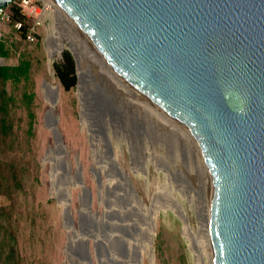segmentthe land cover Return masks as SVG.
<instances>
[{
    "label": "water",
    "instance_id": "95a60500",
    "mask_svg": "<svg viewBox=\"0 0 264 264\" xmlns=\"http://www.w3.org/2000/svg\"><path fill=\"white\" fill-rule=\"evenodd\" d=\"M54 1L115 72L195 136L213 264H264V0ZM101 89L88 96L106 108ZM81 247L88 260L87 240Z\"/></svg>",
    "mask_w": 264,
    "mask_h": 264
},
{
    "label": "rangeland",
    "instance_id": "374dc122",
    "mask_svg": "<svg viewBox=\"0 0 264 264\" xmlns=\"http://www.w3.org/2000/svg\"><path fill=\"white\" fill-rule=\"evenodd\" d=\"M15 2L20 6V0ZM47 3V0H32L34 12L20 7L28 27L37 23L32 31L33 40L21 39L17 27L9 19L0 20V39L5 46H11L9 58L0 57V65L16 63L19 53L30 56L36 80V102L39 105L36 140L41 174L33 204L35 211L22 222L20 245L26 258L25 264L104 262L99 260L100 256L102 253L108 255L109 251L97 240L106 237L111 227L109 225L119 224L117 220L107 218L115 217L107 213L117 212V205L109 204L107 197L113 193L117 200L123 199L121 193H114L115 187L122 185L120 180H115L114 184L108 181L113 173L107 161L113 162L115 171H123L129 187L147 213L151 209V228L146 233H142L139 224L130 228V237L140 245L139 264H206L205 251L195 255L192 237L185 230L179 208L166 198L155 199L161 193L174 198L182 206L191 229L198 232L197 214L202 208L199 206L200 195L193 188L196 184L194 177L199 171L194 145L187 146L178 133L157 121L139 105L132 104L129 97L121 98L112 93L109 86L103 88L98 83L93 86L94 90L102 88L103 95L110 97V103L106 108L87 105V116L81 113L79 97L82 89L79 79L75 87L68 91L58 87L55 105L50 107L44 98L42 85L45 82L58 85L53 77L52 63L61 59L64 51L70 53L67 49L68 37L59 29L54 9H50ZM4 12L10 14L8 7ZM50 35L65 43L60 52H54L53 45L48 41ZM92 66L88 58L80 66L77 64L80 77L84 74L88 94L93 91V87L87 86L90 69L94 68ZM103 75L106 76L105 73ZM48 109L52 111L60 135L62 156L59 157L53 152L55 143L51 129L44 123V114ZM104 119L109 122V130L102 126ZM104 131L116 133V138H111L110 151L104 145ZM126 135L130 136L129 140ZM131 144H138L142 148L141 160L133 162ZM104 149L113 160L103 154ZM63 161L65 167L62 166ZM83 190L85 195H89L88 204ZM191 192L195 195L192 200L189 198ZM5 202L0 197V204ZM65 206H69L71 224L67 218L63 219ZM84 209L87 215L83 214ZM130 217L137 218L138 222L142 219L136 212ZM74 235H81L85 237L83 240H87L88 260L80 257L83 240H70ZM202 241L205 242V236H202Z\"/></svg>",
    "mask_w": 264,
    "mask_h": 264
},
{
    "label": "bare ground",
    "instance_id": "6f19581e",
    "mask_svg": "<svg viewBox=\"0 0 264 264\" xmlns=\"http://www.w3.org/2000/svg\"><path fill=\"white\" fill-rule=\"evenodd\" d=\"M47 6L50 9H54L55 17L57 18V25L59 29H61L65 35L68 37L67 41V48L70 53L74 56L76 63L80 66L82 62H85V59H89L92 63V67L89 72L88 83L87 86L90 88L95 86V84L100 83L99 86L109 88L112 90V93L115 92L118 96L122 98V96H127L130 98L132 104L138 107V105L143 108L146 112L150 113L152 117H154L157 121H160L162 124L167 126L168 128L174 130L178 135H180L187 146L194 145L195 148V155L197 157L199 163V171L197 172L196 176V184L193 185V188L196 192L200 195V204L199 206L202 208L200 212L197 214L198 218V232H194L189 224V221L186 217V214L182 208V206L172 197H168L166 194L161 193L160 196L157 195V198H166L170 200L175 206L179 208L181 218L185 227V230L188 234L192 237V242L195 246V255L198 253H203L205 251L207 255V260L205 261L206 264H213V256H212V245L210 241V208L207 198V191L205 186L204 174L207 170L205 161L201 154L199 145L193 133L180 121L176 120L175 118L171 117L167 114L164 110L153 104L148 98L143 96L140 92H138L135 88H133L123 77H121L113 68L106 62V60L102 57V55L96 50L90 40L83 34V32L77 27V25L69 18V16L60 8V6L54 0H47ZM54 36V35H53ZM53 36H49L48 41L53 45L54 52H60L63 46L65 45L60 39H56ZM81 41V42H80ZM81 43V44H80ZM107 70V73L105 72ZM84 73V71H83ZM105 73L106 76L103 75ZM77 78L81 84V113L87 116L86 106L94 102L92 97L88 96L87 90L85 89V77L83 78L77 72ZM103 76L105 78H103ZM107 76L109 77L108 79ZM78 81V80H77ZM106 86V87H104ZM115 87V88H114ZM117 88H120L119 90ZM44 98L48 102L49 106H53L52 102L55 98V87L54 85L45 82L42 85ZM94 90V87H93ZM133 106V105H132ZM88 108V107H87ZM47 113V122L51 124L52 120V111L48 109ZM102 122V126L105 127V130L108 129V120L104 119ZM109 123V122H108ZM52 130L53 126H51ZM50 128V129H51ZM109 130V129H108ZM52 132V131H51ZM104 133V142L105 147L108 148L110 151V144L111 138H116L115 131ZM106 133V134H105ZM129 140V135H126ZM131 141V140H130ZM129 141V142H130ZM133 141V140H132ZM55 143V141H54ZM59 144L55 143V147L53 152L56 157L59 155L62 156V153L59 149ZM130 150L134 156L133 162L136 160H141L142 156L141 151L142 148L137 144H131ZM107 151V152H108ZM104 149V155L110 160L113 157L108 154ZM110 153V152H109ZM113 160V159H112ZM109 164V169L113 173L112 178L108 179L112 184L114 181L119 179L122 185L120 187H115L114 193H121L123 195L122 200H117L115 196H112L113 193H109V197H107V201L109 204H116L115 207L116 213H107L112 214L113 217H107L111 219V221L117 220L119 222L118 225L111 224L109 226L110 229L104 239H98L97 241L99 244L108 249V255L101 254L100 262L101 264H139L140 261V253H139V242L130 237L131 230L130 228L133 227L135 224H139L142 233H146L151 228V209L148 210V213L144 206L139 202V199L135 196L132 189L129 187L127 182V178L125 177L124 173L121 170H116L113 167V162L107 161ZM196 167L194 164H192ZM198 165V164H197ZM187 167V166H186ZM192 167V166H191ZM117 177V178H116ZM193 178V179H194ZM118 182V181H117ZM192 184V183H190ZM193 193L189 194V198L192 200ZM195 196V195H194ZM86 197V196H85ZM121 199V198H120ZM86 202V201H85ZM87 203V202H86ZM202 204V206H201ZM66 207V206H65ZM136 212V215H140L142 217L141 221L138 222L137 218L130 217L133 213ZM200 213V214H199ZM83 214H88L87 211L84 209ZM106 214V216H107ZM129 217H125L128 216ZM91 216V215H90ZM67 218V217H66ZM106 221V219H104ZM132 225V226H131ZM202 236H205V242L202 241ZM109 238V239H108ZM85 237L81 235H74L70 240H83ZM106 262V263H105Z\"/></svg>",
    "mask_w": 264,
    "mask_h": 264
},
{
    "label": "trees",
    "instance_id": "16d2710c",
    "mask_svg": "<svg viewBox=\"0 0 264 264\" xmlns=\"http://www.w3.org/2000/svg\"><path fill=\"white\" fill-rule=\"evenodd\" d=\"M9 22L21 39L28 33L26 16L20 6L9 4ZM11 46L0 39V57L8 59ZM58 87L68 91L75 87V62L68 51L52 63ZM39 105L32 60L19 53L16 63L0 65V264H25L21 252L22 222L31 217L35 192L40 185L41 164L37 144Z\"/></svg>",
    "mask_w": 264,
    "mask_h": 264
},
{
    "label": "built area",
    "instance_id": "2783aa9c",
    "mask_svg": "<svg viewBox=\"0 0 264 264\" xmlns=\"http://www.w3.org/2000/svg\"><path fill=\"white\" fill-rule=\"evenodd\" d=\"M20 7L21 8H24V9H29L30 12H34V6L32 4V0H20ZM9 19V15L8 14H5L4 12V9H1L0 10V20L1 21H5V20H8ZM37 23H34L33 25L29 26L28 27V33L26 35V38L29 39V40H33V30L35 29V25ZM15 26L17 28L20 27V23H15Z\"/></svg>",
    "mask_w": 264,
    "mask_h": 264
}]
</instances>
